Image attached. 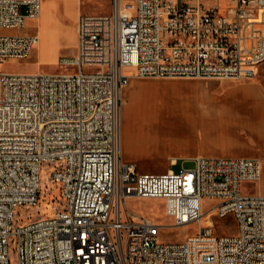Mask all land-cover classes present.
Segmentation results:
<instances>
[{
    "label": "built area",
    "instance_id": "obj_1",
    "mask_svg": "<svg viewBox=\"0 0 264 264\" xmlns=\"http://www.w3.org/2000/svg\"><path fill=\"white\" fill-rule=\"evenodd\" d=\"M39 0H0V65L28 57L36 34L12 32L36 18ZM22 7L24 8L22 10ZM72 72L0 68V264H264V194L251 156H194L189 167L137 171L121 157L120 93L131 76L251 77L264 57V0H111L105 14H79ZM129 69L131 75L126 72ZM49 166L61 202L47 216L14 223L35 205ZM161 198L173 226L208 210L231 215L235 231L199 227L180 241L125 205ZM210 212V213H211Z\"/></svg>",
    "mask_w": 264,
    "mask_h": 264
},
{
    "label": "rangeland",
    "instance_id": "obj_2",
    "mask_svg": "<svg viewBox=\"0 0 264 264\" xmlns=\"http://www.w3.org/2000/svg\"><path fill=\"white\" fill-rule=\"evenodd\" d=\"M218 1L222 3L224 0ZM109 7V0H81V13L106 12ZM63 22L68 25L69 18H63ZM58 55L71 56L73 52L67 46H62ZM57 57L52 58L49 54L37 51L22 60L5 59L1 62L0 68L11 73H54L74 70L72 65H59ZM125 70L131 75L129 69ZM246 85L253 88L252 96L247 94ZM138 88L152 92L158 90L157 92L168 97L175 95L173 97L175 110L184 114L191 112L194 116L184 115L182 120H176V113L171 112L170 108L164 105L163 98L153 100L148 107L156 113H162L166 119L151 122V118L148 117L145 125L151 133L158 136V139L146 141L148 149L145 151L130 152L152 155L169 151L191 152L202 141H207L215 147L220 145L224 141L220 139H226L224 135L241 139L245 142L246 147L264 152V131L257 137L254 134L256 129L264 128V112L258 114L264 110V104L258 100H264V62L258 65L254 75L239 79H167L131 76L120 93V117L129 100L130 93ZM219 112L223 114L219 115ZM222 126H224L223 129H217ZM212 128L214 130H211ZM186 142H191L192 145L187 146ZM156 146L161 147V150H156ZM126 151L127 149L123 148L121 143L123 161H128L125 156ZM52 164H42L40 167L38 203L18 206L14 212V223H25L47 216L61 202L58 186L49 180V166ZM191 165L192 163L189 161H181L180 157L179 163L170 165V168L176 170L179 167ZM261 165L259 180L255 183H245L243 186L248 191L264 194V159H262ZM146 169H148L147 171H161L166 167L153 166ZM212 203L211 200L204 199L202 211H206ZM125 205L130 210L157 223L160 238L164 241H180L186 235L196 233L201 225L211 226L214 234H231L235 231V223L231 215L220 217L214 212L205 214L201 222L193 221L181 226H173L171 218L164 214L163 199L161 198L128 197L125 199ZM8 259L9 264H17L16 252L11 241L8 244Z\"/></svg>",
    "mask_w": 264,
    "mask_h": 264
},
{
    "label": "crops",
    "instance_id": "obj_3",
    "mask_svg": "<svg viewBox=\"0 0 264 264\" xmlns=\"http://www.w3.org/2000/svg\"><path fill=\"white\" fill-rule=\"evenodd\" d=\"M39 13L36 18H26L25 24L22 28L14 30L12 32L24 33V34H36L37 41L30 51L29 55L35 52L42 54H49L52 58H56L60 53L62 46H67L72 49V52L75 51L76 43V31L75 24L77 16L79 14H105L111 11V0H109V10L106 12L98 13H81V0H39ZM190 2L194 0H189ZM204 1V0H203ZM221 7H225L228 3V0H224L220 3L216 0ZM24 8L22 7V10ZM69 18V24L66 25L63 22V18ZM28 55V56H29ZM65 56V55H64ZM60 57V55H58ZM57 57V58H58ZM264 62L262 57H259L258 65ZM247 94H252L254 91L251 86L246 85ZM245 92V93H246ZM252 96V95H251ZM261 101V104H264V100L258 99ZM233 107V106H232ZM264 110L258 112L262 113ZM244 113V112H243ZM222 115V112L218 113ZM224 126L218 127L217 129H223ZM210 130V129H209ZM211 130H214L213 128ZM210 130V131H211ZM264 131V128L256 129L254 134L255 136H260L261 132ZM226 139L218 146L209 144L207 141H202L197 144V148H194V151L188 152H161L157 155H152L149 153H132L130 151L142 152L140 150H134L130 147L125 148L126 158L128 163L134 165L137 171H147L153 166L158 167H170V165H177L180 161H189L191 162L192 157L194 156H251L264 159V152L260 150L250 149V147L245 146V142L236 137H229L224 135ZM225 143V144H224ZM185 145H192L191 142H186ZM218 147V148H217ZM165 170V169H164ZM150 171V170H149ZM152 171V170H151ZM162 171V170H161Z\"/></svg>",
    "mask_w": 264,
    "mask_h": 264
},
{
    "label": "bare ground",
    "instance_id": "obj_4",
    "mask_svg": "<svg viewBox=\"0 0 264 264\" xmlns=\"http://www.w3.org/2000/svg\"><path fill=\"white\" fill-rule=\"evenodd\" d=\"M157 91H144L138 88L134 92L130 93L129 100L125 105L124 111L121 113L120 117V138L123 148L130 147L134 150L145 151L148 149V146H146V141L154 140L156 138L158 139V136L151 133L145 125V122L147 121L146 118L148 117L151 118V122L157 120L164 121L166 119L162 113H156L148 107L150 102L153 100L163 98L165 100L164 105L170 108L171 112L176 113V120H182V118L185 117L184 115L194 116L191 112L184 114L175 110V101H173V97H175V95L168 97ZM234 106H236V104ZM155 149L161 150V147L156 146ZM209 212L211 211L208 209L206 211H201L202 214L198 219V222H201L204 215Z\"/></svg>",
    "mask_w": 264,
    "mask_h": 264
}]
</instances>
